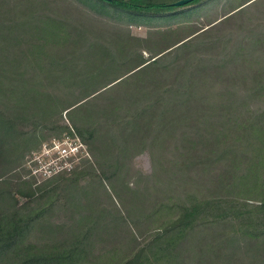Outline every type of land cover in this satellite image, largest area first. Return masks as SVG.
<instances>
[{
    "label": "trees",
    "instance_id": "1",
    "mask_svg": "<svg viewBox=\"0 0 264 264\" xmlns=\"http://www.w3.org/2000/svg\"><path fill=\"white\" fill-rule=\"evenodd\" d=\"M202 1L0 0V264H264V0ZM65 115L92 160L34 188Z\"/></svg>",
    "mask_w": 264,
    "mask_h": 264
},
{
    "label": "built area",
    "instance_id": "2",
    "mask_svg": "<svg viewBox=\"0 0 264 264\" xmlns=\"http://www.w3.org/2000/svg\"><path fill=\"white\" fill-rule=\"evenodd\" d=\"M61 138H54L44 143L39 149L26 157L23 167L24 178L33 182L34 187L56 178L62 174L75 171L84 160H92L87 144L69 123Z\"/></svg>",
    "mask_w": 264,
    "mask_h": 264
},
{
    "label": "rangeland",
    "instance_id": "3",
    "mask_svg": "<svg viewBox=\"0 0 264 264\" xmlns=\"http://www.w3.org/2000/svg\"><path fill=\"white\" fill-rule=\"evenodd\" d=\"M168 1L176 3V2H179L181 0H168ZM254 1H256V0H254ZM254 1H252V2H254ZM233 2H237V0H233ZM251 3H249V4H251ZM263 4H264V1L261 3V5H263ZM214 5H215V0H211L210 2L205 0V1H202V2L198 3L197 5H195V8H193L194 6H190V7H185V8L179 9L176 12H181V13H177L176 15H173L172 16V22H177L178 20L188 18L186 20L178 21L177 23H174V25L178 26V25L188 24V23H196L197 24L198 19H200L201 17H204L208 13H211V15H213V13H215ZM230 6H231L230 4H225L224 6H222L221 13L223 11H228L230 9ZM191 8H193V9L190 11H186V10L191 9ZM4 9L5 8H3V9L0 8V15H2ZM182 11H186V12H182ZM156 19H157V21H164L165 23H169L171 21V19H169V18L168 19L156 18ZM156 19H153V20H156ZM200 23L203 26H205L206 20L202 19V21ZM149 26L154 27V28L164 27V26H157V25H153V24H150ZM148 29L149 28H145V27H141V28L133 27L132 33L135 36L145 38L148 34V31H149ZM25 162H26V158H25L24 164H25ZM24 164H23V167H24ZM135 167L137 170H139L140 172H142L144 174H150L152 172V166H151V161H150L149 155L144 154V155L138 157L135 161ZM22 170H23V168H22ZM33 186H34V184H33ZM38 187H34V188H38ZM24 201H25V199L22 198L21 203H23Z\"/></svg>",
    "mask_w": 264,
    "mask_h": 264
},
{
    "label": "water",
    "instance_id": "4",
    "mask_svg": "<svg viewBox=\"0 0 264 264\" xmlns=\"http://www.w3.org/2000/svg\"><path fill=\"white\" fill-rule=\"evenodd\" d=\"M106 1H108L110 3H113V2L118 1V0H106ZM193 1H195V0H181V1L177 2V3H175L174 5L177 6V7H182V6H185V5H187V4H189V3L193 2Z\"/></svg>",
    "mask_w": 264,
    "mask_h": 264
}]
</instances>
